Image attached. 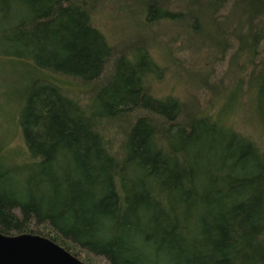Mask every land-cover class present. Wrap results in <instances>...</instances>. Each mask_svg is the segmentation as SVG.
I'll return each mask as SVG.
<instances>
[{"label":"trees","instance_id":"trees-1","mask_svg":"<svg viewBox=\"0 0 264 264\" xmlns=\"http://www.w3.org/2000/svg\"><path fill=\"white\" fill-rule=\"evenodd\" d=\"M114 1L227 60L217 105L186 115L150 92L164 68L93 21ZM0 58L26 72L24 149L0 139V234L84 264H264V0H0Z\"/></svg>","mask_w":264,"mask_h":264},{"label":"rangeland","instance_id":"rangeland-1","mask_svg":"<svg viewBox=\"0 0 264 264\" xmlns=\"http://www.w3.org/2000/svg\"><path fill=\"white\" fill-rule=\"evenodd\" d=\"M123 5L117 1L97 3L93 7V21L116 54L140 44L164 68L162 78L151 82L150 92L156 97L177 98L184 105L186 115H191V110L197 112L201 108L217 105L219 96L224 94L223 90L236 77L235 72L231 77H226L227 60L216 58L209 53L206 45L199 46L196 43L198 39L185 35L178 24L162 21L146 26L139 12L130 20ZM24 73L21 68L9 66L0 58V139L4 138L7 147L13 150L24 149L19 131L10 123L15 117L13 101L19 93V83L26 78ZM75 85L72 96L83 101L84 93L80 90H84V87L74 83V88ZM235 118L236 126L244 129L240 117Z\"/></svg>","mask_w":264,"mask_h":264},{"label":"water","instance_id":"water-1","mask_svg":"<svg viewBox=\"0 0 264 264\" xmlns=\"http://www.w3.org/2000/svg\"><path fill=\"white\" fill-rule=\"evenodd\" d=\"M0 264H84L59 245L38 235L0 234Z\"/></svg>","mask_w":264,"mask_h":264}]
</instances>
